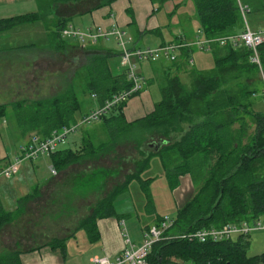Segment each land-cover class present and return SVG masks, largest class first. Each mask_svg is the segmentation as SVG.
Returning a JSON list of instances; mask_svg holds the SVG:
<instances>
[{"label": "trees", "instance_id": "obj_1", "mask_svg": "<svg viewBox=\"0 0 264 264\" xmlns=\"http://www.w3.org/2000/svg\"><path fill=\"white\" fill-rule=\"evenodd\" d=\"M65 1L36 0V11L0 18V33L17 25L41 21L48 36L44 49L60 51L61 48L73 46L84 52L83 61L75 66L63 90L40 99H19L0 104V119H5L9 109L12 110L23 135L45 138L53 130L73 124L86 113L91 108L88 102L93 101L90 94H96V102L102 103L131 86L124 68L117 73L111 71L108 60L115 52L97 44L82 45L61 38L59 30L71 21L69 18L51 16L58 3ZM111 1L104 0L102 3L107 5ZM190 1L203 37L235 36L242 31L238 0ZM239 1L246 4L249 11L263 9L262 0ZM195 51L190 50L192 53ZM208 51L214 63L212 70L190 71V87L183 85L178 75H169L167 71L159 87L160 100L144 116L127 121L123 113L126 103L114 107L101 120L106 128L105 143L87 139L79 150L59 149L50 155L51 164L56 169H62L87 154L111 151L117 142H130L138 149L140 158L134 169L99 199L91 212L81 220L80 226L88 233H96L98 219L121 215L116 212L114 201L126 190L130 180H139L141 188L149 192L151 178L143 179L141 172L155 155L161 159L170 189L176 188L180 177L186 174L191 177L195 187L191 196L177 209L174 224L168 233L220 226L264 215V117L253 109L254 102L250 99H254L253 94L258 91L256 84L237 80L243 76L247 79L253 76L259 78L258 67L249 61V49L234 45L231 41L223 44L213 41ZM258 53L264 72V42L258 47ZM188 54V50L183 51L180 60L170 62L168 69H185ZM248 119L252 120L251 130ZM157 136L166 143L157 151H145L142 145ZM12 218V214L3 210L0 202V228ZM161 218L158 216L155 221ZM247 243L248 238L243 237L201 243L161 239L152 245L146 262L263 263L264 253L247 255ZM49 245L52 249H64L62 239H53ZM0 264H22L19 252L1 251Z\"/></svg>", "mask_w": 264, "mask_h": 264}, {"label": "crops", "instance_id": "obj_2", "mask_svg": "<svg viewBox=\"0 0 264 264\" xmlns=\"http://www.w3.org/2000/svg\"><path fill=\"white\" fill-rule=\"evenodd\" d=\"M102 2L104 0H66L58 3L51 18H69L72 22L73 19H76L77 26L82 28L95 25H102L106 28L118 26L128 32L133 38V43L138 47L153 45L151 42L156 41L158 42L154 44L160 45L173 41L178 35L192 39L198 30V24L195 25L197 18L190 0H113L107 5H103ZM35 9H38L36 0H0V18L33 12L36 11ZM172 32L174 33L170 36ZM41 33L48 41L44 26ZM67 41L71 42V40ZM112 41L114 42V40ZM105 42L106 40H101L96 44L104 49L112 50L115 52L114 56H118L115 42H112L111 46L114 48L107 47ZM44 48L46 46H37L34 42L25 43L23 47L15 48L20 53H11L14 49L0 47V104H9L24 98L26 91L25 66L29 64L28 62L35 63L40 60L41 56L39 55L42 54ZM23 49L25 50L21 51ZM149 63L155 65L150 69L145 68V71L155 70L166 73L168 70H174L179 74L185 72H179L174 67L168 69L170 62L162 59ZM141 64H139V70L143 74ZM146 80L144 89L127 101L123 107L127 121L142 117L153 109L152 107L141 111L142 96L149 84L150 75L146 77ZM93 101L95 104L96 101ZM83 133L87 137H82V142L92 139L87 129L83 130ZM19 151V147L13 145L10 153L0 163H6ZM46 157L50 160V155ZM33 161H24L12 177L0 178L2 208L13 216L10 222L0 228V252L4 250L18 251L22 264H86L92 256L111 257L125 248L124 229L127 228V217L113 215L100 218L96 222V233L93 231L88 233L84 227L80 226V222L91 212L95 204L85 206V213L80 214V212H75L77 211L76 207L80 204V198L75 202L72 198L69 202L68 197L61 199L57 206L58 210L55 213H50L49 216H46L47 218L36 215V213V216L28 217L34 207L49 206L47 205L49 201L44 202L47 197L45 194L52 190L49 194L51 198L52 193L56 190L55 186L59 184L61 178L49 181L40 180L33 167ZM60 172L63 177L70 176L66 171L63 174L64 170ZM53 174L55 177L60 175L56 171ZM71 188L73 190V186ZM173 191L175 194L176 191H180L176 194V199L178 204L182 202L183 205L193 193L191 177L188 174L181 176L178 186ZM105 195L100 196L95 203ZM53 197H56V193ZM182 205H178V207ZM114 207L119 214L131 211L129 207H125V210L119 209L115 205V201ZM122 222L125 223L124 227ZM80 228L87 231V235H83L81 238L78 236ZM53 239L63 240L64 249L62 251L59 248L52 249L50 247L49 242ZM86 243H89L90 246Z\"/></svg>", "mask_w": 264, "mask_h": 264}, {"label": "rangeland", "instance_id": "obj_3", "mask_svg": "<svg viewBox=\"0 0 264 264\" xmlns=\"http://www.w3.org/2000/svg\"><path fill=\"white\" fill-rule=\"evenodd\" d=\"M262 3V10L256 12L247 11L245 13L246 22L252 30L264 31V0H262ZM71 23L78 25L76 19H73V22L71 21ZM197 24L198 22L196 21L195 25ZM42 28L43 25L41 21L25 23L12 27L9 31H5L4 34L0 33V47H3V49H14L11 53H20L15 48L23 47L25 43L29 44L34 42L37 46H46L48 41L46 37L43 36V33H41ZM173 33L174 32H172L170 36ZM112 40L113 39L106 40L105 45L107 47L114 48L111 47L114 43ZM157 42L158 41L151 42L153 45L148 46L156 47L158 44L154 43ZM24 50L25 49L21 51ZM39 56H41L40 60L35 63L28 62L29 64L25 66L26 91L23 99H40L63 90L68 84L67 78L69 75H72L75 66L78 62L83 61L84 52L83 49H80L79 47L71 46L68 49L61 48L60 51L43 50L42 54ZM193 57L195 64L191 67L186 65L185 69L179 70V72H185L179 74L174 70H168L167 74L178 75L180 82L186 87H190V71L193 69L199 71H210L214 67L212 54L208 50H196ZM162 60L167 61V59ZM119 62V56H111L109 58L108 63L113 73H117L122 70ZM139 64L140 63L137 62V70L140 72ZM170 64L171 63L168 65ZM154 65L155 64H151L149 62H142L141 64V72L145 78L150 75L149 84L142 96L141 111L147 108L151 109L161 97L159 87L165 73L155 70L145 71V68L150 69V67ZM237 80L239 82L246 81V83L253 85L256 84L258 91L255 95H253L254 99H250L254 102L253 109L260 112L264 117V98L262 96V90L264 89L260 77L257 78L253 76L252 78L247 79L243 76ZM93 102H88V106L91 108L94 107L96 103L94 104ZM5 118L6 119L4 120L6 123H3V119H0V161H2L4 157L10 153L13 145H15V147H19L20 149L29 140L28 135H23L17 127L16 121L13 118L12 110ZM248 123L251 130L253 128L252 120L248 119ZM86 129L90 132L89 135L90 138H92V141L94 140L98 143H105L106 128L103 121H99L97 124L92 123L84 125L76 131L70 132L66 137L65 144L60 146L59 149H71L75 151L82 148V137H87V135L83 133V130ZM159 138L160 137L157 136L148 139L142 145V148L145 151H153L154 148L149 147L148 144L152 142L159 143ZM139 158L140 155L138 149L133 143L117 142L111 151H103L102 153L99 152L94 155L87 154L79 161L72 162L62 169H56L46 156H41L40 158L35 159L33 161V167L40 180L49 181L50 179L56 178L57 180V178H61L59 184L55 186L56 192L54 191L52 193L51 198L49 197V194L52 190L45 194L47 197L44 202L49 201L47 204L49 206H45L44 208L34 207L32 213L29 214L28 217H32L36 213V215L47 218L46 216H49L50 213H55L58 210V203L61 199H65L66 197L69 198V202H71V198L74 202L80 198V204L76 207L77 211L75 212H80V214L85 213V206H92L100 196L106 194L114 185L121 183L124 180L125 175L134 169ZM51 168H54V170L58 172V174L60 173V175L55 177L54 174L51 173ZM61 170H64L63 174H65L66 171L70 176L63 177L60 172ZM141 177L143 179L151 178L149 192H146L141 188L139 180L132 179L128 182L126 190L118 195L115 200V205L119 207V209L125 210V207L131 208L130 213L120 212V214L123 217H127V228L125 227L124 234H127V236L136 245L135 247H138L143 243L142 231L147 225L156 222L155 219L158 216H168L170 218H174L176 216L177 209L180 207H178V205H182V202L178 204L176 199V194L180 191H176L175 194V192L170 189L167 184L164 167L160 157L155 155L150 158L148 165L141 172ZM71 186H73V190ZM194 188L195 187L193 186V191ZM55 193L56 197H53ZM80 229H78L79 238L83 235L86 236L87 231L84 228ZM247 245L246 253L249 256L264 253V231L252 232L248 237Z\"/></svg>", "mask_w": 264, "mask_h": 264}, {"label": "built area", "instance_id": "obj_4", "mask_svg": "<svg viewBox=\"0 0 264 264\" xmlns=\"http://www.w3.org/2000/svg\"><path fill=\"white\" fill-rule=\"evenodd\" d=\"M238 6L242 16L243 29L237 35L221 38H205L201 35V31L197 30L192 39L178 35L173 41L160 44L156 47L135 46L133 38L123 28L118 26L106 28L102 25H95L82 28L68 22L59 30V34L63 39L77 41L82 45L96 44L101 40H114L118 49L120 66L125 69L131 86L129 89L113 94L110 98L104 100V102L97 103L80 116L76 122L53 130L45 138L39 135L29 136L28 142L20 148L18 154L12 156L6 163H0V178L12 177L24 161H32L41 156H49L56 152L60 146L65 144L66 137L70 132H74L84 125L101 121L104 116L110 114L114 107L126 103L135 93L141 92L146 86L147 80L137 70V62H154L161 59L176 62L182 57V52L188 50L187 64L193 65L194 57L193 53L190 52L191 49L207 51L210 49V44L213 41H218L221 44L231 41L234 45H241L250 50L249 61L257 65L264 89V72L258 53V47L264 42V31L250 29L245 19V13L249 11V7L239 0ZM262 93L264 98V90H262ZM96 97V94H90V98L96 99ZM51 172L55 173L54 168H51ZM121 224L124 227L125 223L122 222ZM173 224L174 218L164 216L158 222L145 227L142 231L143 243L140 246L135 247L136 245L125 234L126 246L122 251L111 257L92 256L86 264H147L146 257L152 245L161 239H178L201 243L236 240L239 237L248 238L254 231H264V215L248 220L228 222L220 226L201 227L183 232L168 233ZM261 264H264V262Z\"/></svg>", "mask_w": 264, "mask_h": 264}, {"label": "water", "instance_id": "obj_5", "mask_svg": "<svg viewBox=\"0 0 264 264\" xmlns=\"http://www.w3.org/2000/svg\"><path fill=\"white\" fill-rule=\"evenodd\" d=\"M166 142L164 140H160L159 143L156 142H152L150 144H148L149 147H153L155 151H157L162 144H165Z\"/></svg>", "mask_w": 264, "mask_h": 264}, {"label": "bare ground", "instance_id": "obj_6", "mask_svg": "<svg viewBox=\"0 0 264 264\" xmlns=\"http://www.w3.org/2000/svg\"><path fill=\"white\" fill-rule=\"evenodd\" d=\"M91 99H93V98H91ZM93 100H95V101H96V99H93ZM96 104H97V102H96Z\"/></svg>", "mask_w": 264, "mask_h": 264}]
</instances>
